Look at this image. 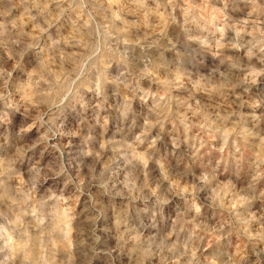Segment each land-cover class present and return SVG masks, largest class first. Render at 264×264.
I'll use <instances>...</instances> for the list:
<instances>
[{
    "label": "rangeland",
    "instance_id": "obj_1",
    "mask_svg": "<svg viewBox=\"0 0 264 264\" xmlns=\"http://www.w3.org/2000/svg\"><path fill=\"white\" fill-rule=\"evenodd\" d=\"M0 264H264V0H0Z\"/></svg>",
    "mask_w": 264,
    "mask_h": 264
}]
</instances>
